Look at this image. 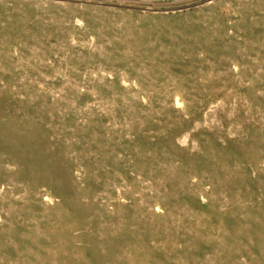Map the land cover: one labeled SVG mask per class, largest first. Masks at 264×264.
<instances>
[{
    "label": "rangeland",
    "instance_id": "obj_1",
    "mask_svg": "<svg viewBox=\"0 0 264 264\" xmlns=\"http://www.w3.org/2000/svg\"><path fill=\"white\" fill-rule=\"evenodd\" d=\"M0 264H264V0H0Z\"/></svg>",
    "mask_w": 264,
    "mask_h": 264
}]
</instances>
